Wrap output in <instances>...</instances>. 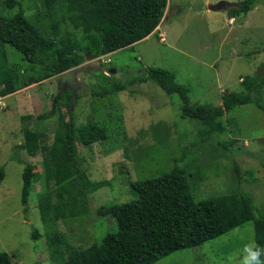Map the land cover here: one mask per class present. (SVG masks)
I'll use <instances>...</instances> for the list:
<instances>
[{"label": "rangeland", "instance_id": "1", "mask_svg": "<svg viewBox=\"0 0 264 264\" xmlns=\"http://www.w3.org/2000/svg\"><path fill=\"white\" fill-rule=\"evenodd\" d=\"M4 1L0 0V13L14 14L17 9L8 10ZM19 1L29 17L42 7L40 0ZM220 1L229 4L222 10L209 9ZM245 1L171 0L169 17L156 33L109 54L111 61L103 65L113 69L106 74L112 83L100 87L102 77L79 73L81 88L72 107L74 123L93 121L106 126L114 136L112 142L117 143L78 144L81 166L89 179L110 182L90 194L89 213L81 217L83 221L44 222L39 199L48 187L45 144L39 142L34 156L17 149L24 142L25 124L47 133L50 144L60 115L70 118L66 101L54 102L61 92L58 77L21 88L4 100L7 108L0 111V169L5 171L0 185V252L11 254L15 264H60L51 236L60 235L61 247L57 246L66 259L68 248L100 242L116 224L111 216L97 214L98 208L134 198L132 182L176 164L193 174L197 201L245 192L253 196L256 217L264 215V112L255 103L239 105L225 114L226 131L203 136L200 123L181 117L179 94L167 93L151 79L142 80L149 68L171 71L178 83L189 88L193 104L213 107L223 104L225 93L245 90L251 76L264 75V0H254L247 16L228 18L229 7ZM77 31L83 32L81 28ZM13 47L6 46L11 62L22 63L21 52ZM117 83L127 88L103 92ZM43 114L47 115L44 119L40 118ZM231 141L234 144L229 147ZM13 154L18 160L12 159ZM28 163L35 164L34 171L41 176L24 204L22 175ZM246 247H255L254 220L153 264H243Z\"/></svg>", "mask_w": 264, "mask_h": 264}, {"label": "trees", "instance_id": "2", "mask_svg": "<svg viewBox=\"0 0 264 264\" xmlns=\"http://www.w3.org/2000/svg\"><path fill=\"white\" fill-rule=\"evenodd\" d=\"M169 1L40 0L41 9L29 17L19 0H5L8 10H17L10 15L0 13V94L6 96L48 78L59 77L84 63L87 53L99 57L134 45L156 33ZM254 4V0H246L239 7H229L228 18L247 16ZM79 28L82 33L77 31ZM6 46H15L21 52L23 62L12 63ZM100 77V87L112 83L111 76L101 73ZM150 79L167 93L180 95L183 102L181 117L200 123L203 136L226 131L223 118L239 105L255 103L264 112V75L260 73L250 77L242 92L225 93L223 104L215 107L193 104L189 88L178 83L171 71L149 68L142 80ZM126 88V84L117 83L103 92L118 93ZM70 98V90L66 94L59 92L55 97V105L61 100L66 101L71 116L67 119V116L60 115L52 143L47 144V133L27 123L22 129L24 142L17 146L18 150L26 149L29 155L34 156L38 153L39 142L45 144L48 187L39 199V207L47 224L60 219L83 221L89 213L90 194L110 183L89 179L81 166L78 144L108 143L114 136L108 127L97 122L74 123L73 112L69 108ZM45 117V114L40 116L42 119ZM116 126L124 125L116 123ZM233 144L231 141L229 147ZM12 159L18 160L16 154ZM34 170L35 164L25 165L22 175L24 204L28 203V197L41 176ZM192 176L176 164L168 171L132 182L130 191L134 198L100 206L97 210V214L108 215L115 220V230L89 247L73 250L67 246L70 251L68 259L64 257L62 248L58 249L61 247L60 235L51 236L50 244L55 248L60 264H153L173 252L196 247L226 234L249 220L255 221V246L264 249V215L256 217L253 196L235 192L197 201L191 184ZM4 178L2 168L0 185ZM81 226L84 227L83 222ZM260 261L264 264V255ZM0 264H15L13 256L0 252Z\"/></svg>", "mask_w": 264, "mask_h": 264}, {"label": "water", "instance_id": "3", "mask_svg": "<svg viewBox=\"0 0 264 264\" xmlns=\"http://www.w3.org/2000/svg\"><path fill=\"white\" fill-rule=\"evenodd\" d=\"M229 3L225 1H220L216 4L209 5V9L211 10H221L225 8ZM87 62L83 63L82 66L85 72H101L103 70V64L99 59H95L91 56L90 53L86 54ZM115 71V70H114ZM79 67L71 68L65 72H63L59 76V84L61 87V91L64 93L68 88L71 91V101H70V109H72L73 104L77 100V93L81 88V83L79 80Z\"/></svg>", "mask_w": 264, "mask_h": 264}, {"label": "clouds", "instance_id": "4", "mask_svg": "<svg viewBox=\"0 0 264 264\" xmlns=\"http://www.w3.org/2000/svg\"><path fill=\"white\" fill-rule=\"evenodd\" d=\"M171 12V11H170ZM166 14L167 13H165V17L164 18H167V16H166ZM157 30V29H156ZM110 54V53H109ZM109 54H105V55H102V56H99V57H94L95 59H99L101 62H102V64H104V63H109L111 60H110V58H108V56H109ZM106 55H107V57H106ZM92 56V55H91ZM93 57V56H92ZM87 62V60L84 62V63H86ZM83 64V63H82ZM82 64L81 65H79V66H77V67H81L82 66ZM75 68V67H74ZM111 70H113V69H108V68H105L104 67V65H103V70L101 71V72H98V73H104L105 75L107 74V72H109V71H111ZM87 73V72H86ZM87 74H89V73H87ZM61 75V74H60ZM90 75V74H89ZM107 76H110V74L109 75H107ZM94 77V76H93ZM58 79H59V77H58ZM68 89V88H67ZM69 90V89H68ZM15 93V92H14ZM61 93H62V91H61ZM65 93V92H64ZM13 94V93H12ZM0 96L1 97H3V102H4V104H5V107H4V109H0V111H5V109L7 108V104L5 103V99L7 98V96L8 95H6V96H4V95H1L0 94ZM69 108H70V106H69ZM71 111H72V109H70ZM245 252H246V255L244 256V259H243V264H261V261H260V257H261V255H264V249H261L259 246H255V247H246L245 248Z\"/></svg>", "mask_w": 264, "mask_h": 264}, {"label": "crops", "instance_id": "5", "mask_svg": "<svg viewBox=\"0 0 264 264\" xmlns=\"http://www.w3.org/2000/svg\"><path fill=\"white\" fill-rule=\"evenodd\" d=\"M172 6H173V4H172V2H171V0L169 1V4H168V7H167V10H166V13L168 14L167 15V18L169 17V13H170V11L172 10ZM178 9V8H177ZM231 19H233V18H231ZM229 22H230V20H229ZM162 23V22H161ZM159 27V29H160V27H161V24L158 26ZM155 32H157V30L155 31ZM151 35H153V34H151ZM151 35H149L148 37H146L145 39H148ZM145 39H143V40H145ZM13 94H9L7 97H9V96H12Z\"/></svg>", "mask_w": 264, "mask_h": 264}, {"label": "flooded vegetation", "instance_id": "6", "mask_svg": "<svg viewBox=\"0 0 264 264\" xmlns=\"http://www.w3.org/2000/svg\"><path fill=\"white\" fill-rule=\"evenodd\" d=\"M84 70V68H83V66H81L80 68H79V73L82 71V72H85V71H83ZM86 73V72H85ZM88 73V72H87ZM89 74L90 75H92V76H94V77H98V76H100V74L101 73H97V72H89Z\"/></svg>", "mask_w": 264, "mask_h": 264}, {"label": "built area", "instance_id": "7", "mask_svg": "<svg viewBox=\"0 0 264 264\" xmlns=\"http://www.w3.org/2000/svg\"><path fill=\"white\" fill-rule=\"evenodd\" d=\"M4 107H5V104L3 102V97L0 96V109L2 110L4 109Z\"/></svg>", "mask_w": 264, "mask_h": 264}]
</instances>
